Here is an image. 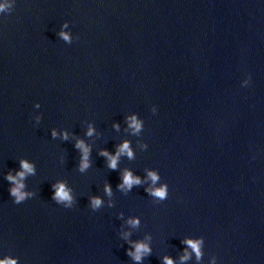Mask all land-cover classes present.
<instances>
[{
	"label": "water",
	"instance_id": "water-1",
	"mask_svg": "<svg viewBox=\"0 0 264 264\" xmlns=\"http://www.w3.org/2000/svg\"><path fill=\"white\" fill-rule=\"evenodd\" d=\"M0 4V262L264 264V0ZM125 141L133 157L109 169L101 150ZM21 160L31 195L16 204L5 176ZM125 169L142 181L130 191L117 188ZM148 171L166 200L145 191ZM57 182L71 208L51 199ZM135 242L150 249L139 262Z\"/></svg>",
	"mask_w": 264,
	"mask_h": 264
},
{
	"label": "clouds",
	"instance_id": "clouds-1",
	"mask_svg": "<svg viewBox=\"0 0 264 264\" xmlns=\"http://www.w3.org/2000/svg\"><path fill=\"white\" fill-rule=\"evenodd\" d=\"M7 7H10V5L6 4H0V12H3L7 9ZM68 23L65 21L61 25V29L67 28ZM60 38H62L63 41H65L68 44H71V37L69 33L61 30L57 34ZM151 111L153 113L156 112L155 106L152 107ZM128 126L132 129L133 133L138 134L142 128V123L140 120L136 118L135 115L131 117H126ZM113 127H118L117 125H113ZM92 128L89 127L87 135H92ZM53 136H55V133L53 132ZM66 138V137H65ZM76 147L82 150V156L79 163V171L83 172L85 169L89 167L88 162V155H89V149L86 148L82 141H78L76 144ZM122 154H126L129 159L133 157V153L130 149L129 143L127 141L121 143L118 147L117 153L115 155H109V153L106 150H101L100 155L107 157L108 164L107 167L111 170H116L117 163L119 160V156ZM20 166L23 169L22 171L17 172L16 176L11 175L10 173L5 176V179L9 182H11L14 187H11L9 192L12 197L15 198V203L20 204L22 201L26 199V197L30 196L31 193L25 192L22 189H24L25 185L22 182L25 178V174H31L33 173V167L29 163L21 160ZM19 177V179H17ZM147 177L151 181V185L145 189V191L152 197H155L157 200L164 201L168 198V186L166 183L160 184L158 187L155 185L160 180V177L157 175L155 171H148ZM142 181L136 177L133 176V174L125 169L122 175V183L117 185V188L120 191L128 190L130 191L133 187V185H140ZM53 193L51 195V199L56 203L60 204L63 202L65 208H71L73 205V197L70 194V190L65 187V184L62 182H57L56 184H53ZM103 191L106 195L111 196L112 190L111 187L105 183L103 187ZM103 204V201L99 196H91L89 197V207L93 210H99ZM109 207H112V204L109 203ZM123 214L120 213L119 216H122ZM129 224H131L133 227L137 226L139 224V220L136 218H132L128 221ZM132 243V242H129ZM183 243H186L188 247L192 249L193 252H195L197 259L200 258L201 252H200V241L196 240L193 241L191 239H186L183 241ZM134 252L131 250L126 249V253L128 256H130L133 260L139 262L141 261L142 257L150 252L149 247L147 244L143 242H135L134 243ZM188 259V254L185 252V255L181 257V261ZM0 264H15L14 261H4L0 262ZM164 264H173V261L169 259L168 257L164 258Z\"/></svg>",
	"mask_w": 264,
	"mask_h": 264
}]
</instances>
